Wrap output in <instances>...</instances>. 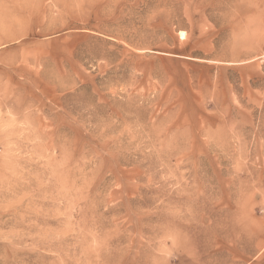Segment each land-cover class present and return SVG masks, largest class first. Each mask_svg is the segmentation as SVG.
Segmentation results:
<instances>
[{"label": "rangeland", "instance_id": "rangeland-1", "mask_svg": "<svg viewBox=\"0 0 264 264\" xmlns=\"http://www.w3.org/2000/svg\"><path fill=\"white\" fill-rule=\"evenodd\" d=\"M0 264H264V0H0Z\"/></svg>", "mask_w": 264, "mask_h": 264}]
</instances>
